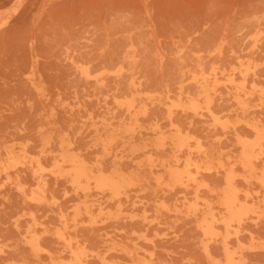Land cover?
I'll list each match as a JSON object with an SVG mask.
<instances>
[{"label":"rangeland","instance_id":"obj_1","mask_svg":"<svg viewBox=\"0 0 264 264\" xmlns=\"http://www.w3.org/2000/svg\"><path fill=\"white\" fill-rule=\"evenodd\" d=\"M202 78L218 123L201 113ZM233 80L247 95H231ZM192 100L198 111L181 108ZM248 122L264 124V0H0V264L67 261L58 230L98 246L105 261L91 264H131L118 248L154 264H212L204 250L222 260L221 236L239 250V264H264V216L219 226L220 237L210 239L186 211L217 198L158 184L165 171L149 166L172 157L168 143L155 144L177 126L214 160L231 159L239 153L235 133L252 136ZM62 145L89 165L141 180L117 202L78 197L54 170ZM257 166L237 184L258 201L264 162ZM224 175L201 168L200 178L220 188ZM42 181L47 200L36 202Z\"/></svg>","mask_w":264,"mask_h":264},{"label":"bare ground","instance_id":"obj_2","mask_svg":"<svg viewBox=\"0 0 264 264\" xmlns=\"http://www.w3.org/2000/svg\"><path fill=\"white\" fill-rule=\"evenodd\" d=\"M82 74L88 77L91 73L88 69H82ZM244 75L245 73L242 72L243 78ZM206 83V79L202 78L198 95L204 99L205 105L202 107L201 113L210 117L213 122L218 123L219 118L212 107V100L208 95ZM231 86L233 88L231 95L235 97L239 98L248 93L244 90L243 82H235V80H233ZM221 88L223 87L221 86ZM238 104L242 108L245 107L243 101H239ZM124 105L128 111L135 108L132 101H127ZM181 108L193 112L198 111V105L194 100L190 101L188 105H181ZM247 125L250 131H252V136L249 138L244 137L234 131L236 132L235 138L239 153L231 159L228 157L226 159L219 157L214 160L211 158L210 150L204 146L198 137L184 132L179 126L173 128V134L170 135L167 140L164 141V138H162L160 142L155 144V147H159L164 142L168 143L170 150L173 151V155L169 160L162 159L156 164H152V162L149 163V166L158 165L165 171L164 176L161 174L155 177L156 183H165L167 186L179 184L186 187L192 186L194 189V199L196 200L199 197L198 190L201 188H205L217 198L215 203L206 200L207 198L202 199L200 203L196 205H188L186 211L194 215L196 221H198L199 228L210 239L219 236V233L216 232L219 226L228 230L233 227H240L244 219L250 216L256 218L264 216V171H261V176L258 177L256 181L259 185V189L262 191V197L258 199V201L255 200L254 197L249 196V192L237 184V177H240L242 181L248 183L250 177L259 171L257 165L264 162V124L248 122ZM159 133H161V131ZM114 136L115 134H113L111 138ZM68 149L69 148L63 147L62 145L61 152L59 155H56L58 159L54 164V170L58 172L57 174L67 178L70 189L74 191L78 197L87 198L95 193L107 199L109 198L113 202H117L121 200V196L125 195L131 186L137 184L141 180L136 174L124 173L117 169H111V171L106 172V170L99 165H89L85 159L68 153ZM200 159H204L203 167L200 165ZM35 163L39 170L44 169L39 159H36ZM226 164L229 165V168L225 166ZM201 168L208 171L215 169L216 171L224 172L223 186L220 188H212L202 181L200 178ZM237 169L241 170L242 173H238ZM36 190L37 196H33L32 199L36 202L46 201L48 189L45 181L38 184ZM259 196L257 195L256 197L259 198ZM99 209L102 210L103 208L100 207ZM80 212L81 208L77 206L76 214ZM83 212L87 215L91 214L92 207L90 208V206L85 205ZM55 235L66 243V247L69 250V258L67 261L53 264H91L93 258L105 261V258L102 256V251L98 246H89L85 242L73 240L62 230L56 231ZM220 238L222 242L223 259L214 260L207 247H205L204 250L205 256L208 257L212 264H239L241 258L239 250H232L229 246L228 238L225 236H221ZM235 238L236 241H240V238L237 236ZM29 245L35 252L41 249L40 243L35 238L30 239ZM118 250L126 257L131 258V264H154L152 258L142 261L137 257L134 251L124 248H118ZM149 256H151V253Z\"/></svg>","mask_w":264,"mask_h":264}]
</instances>
